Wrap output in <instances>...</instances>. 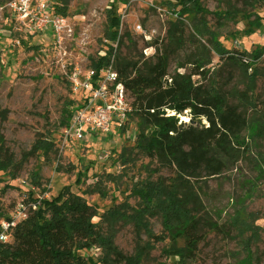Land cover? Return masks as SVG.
<instances>
[{"label":"rangeland","instance_id":"1","mask_svg":"<svg viewBox=\"0 0 264 264\" xmlns=\"http://www.w3.org/2000/svg\"><path fill=\"white\" fill-rule=\"evenodd\" d=\"M8 1L0 0V138L3 139L0 141V163L7 166L4 170L0 167V221L9 217L21 191L29 192V187L20 186L21 180H26L29 186H37L36 198H53L63 188L70 187L96 208L98 216L94 220L100 223L103 232L113 235L115 245L132 255L140 240L148 241L144 231L131 219L106 223L102 216L123 204L128 206L126 216L136 213L140 209V199L132 195L134 186L158 181L168 183L171 170L161 168L137 147L140 124L133 115L128 116L121 129H114L113 135L106 138L63 144L57 141V136L63 129L59 125L64 111L72 110L82 95L72 88L67 76L76 67L83 71L89 69L111 44L106 39L108 8L117 6L120 33L129 32L138 43V54L150 59L155 53V42L165 37L167 22L174 20L166 4L173 0H64L73 18L74 35L65 38L62 45L48 29L31 34V30L15 20L6 8ZM201 1L212 12L225 10L233 4L242 12L251 13L250 19L240 15L225 26L210 16L209 26L219 31V41L227 49L264 53V5L256 6L255 0ZM47 2L54 9L61 6L59 0ZM33 4L36 6L37 0ZM136 24L142 26L140 33L134 30ZM113 45L117 54L128 56L127 47H131V43L127 39L123 47L118 43ZM257 66L260 76L256 92L264 100V55ZM207 68L212 81L224 90L246 92L245 76L236 65L225 63L214 54ZM126 97L129 103L133 102L130 91L126 90ZM166 115H176L180 121L197 125L189 110L178 115L166 111ZM51 133L55 151L48 155L33 151L35 143ZM241 166L243 174L238 175L234 170L202 179L201 185L209 193L210 200L205 205L207 235L199 246L198 263L264 264V182L258 183L262 194L245 201L248 211L255 217L252 224L258 227V237L254 238L249 251L244 250L243 240L250 233L242 237L230 222L238 202L243 201L241 182L246 177H255L250 165ZM44 190L49 192L44 193ZM148 222L156 234L162 233L159 217L149 218ZM178 245H184L183 239ZM166 248L167 243L156 244L143 264H176L177 258L165 255ZM83 254L96 262L103 256L100 248Z\"/></svg>","mask_w":264,"mask_h":264},{"label":"trees","instance_id":"2","mask_svg":"<svg viewBox=\"0 0 264 264\" xmlns=\"http://www.w3.org/2000/svg\"><path fill=\"white\" fill-rule=\"evenodd\" d=\"M59 1L61 6L55 7L56 12L70 16L65 1ZM255 3L261 7L264 0ZM166 4L174 20L167 22L165 37L155 42V53L150 59L138 54V43L129 32L120 33L118 8L115 4L109 7L106 39L111 44L91 65L99 72L113 64L133 97L129 115L136 116L140 124L137 147L172 173L168 183L134 186L132 195L140 199L136 213L126 216L128 206L123 204L102 216L106 223L131 219L148 241L140 240L134 254H125L115 245L114 236L105 234L100 223L95 222L96 208L81 194L65 187L53 198L35 200L37 209H31L28 217L17 224L13 241L0 247V264H143L158 243H167L164 253L177 258L176 264H201L196 257L207 235L204 211L210 200L201 185L202 179L234 170L243 174L242 164L250 165L255 177H246L241 182L243 201L238 202L230 222L242 237L250 233L243 240L244 250L249 251L258 237V227L252 224L255 217L245 201L258 195L261 192L258 183L264 182V100L256 92L260 76L257 65L264 53L225 48L219 41V31L212 30L208 22L212 16L225 26L240 15L250 19L252 14L233 4L212 12L201 0H173ZM124 39L131 47H127L128 56L123 57L113 44L123 47ZM214 54L242 70L246 92L227 91L212 81L207 66ZM185 110H189L197 125L162 113L171 111L178 115ZM64 112L59 128L66 126L72 117L71 110ZM52 133L38 140L33 151L44 155L54 152ZM0 167L4 170L7 166L0 163ZM32 196L33 193L30 194L33 200ZM152 217L160 218L162 233L156 234L150 228L148 219ZM180 239L183 246L178 245ZM93 248L103 252L97 262L83 254Z\"/></svg>","mask_w":264,"mask_h":264},{"label":"built area","instance_id":"3","mask_svg":"<svg viewBox=\"0 0 264 264\" xmlns=\"http://www.w3.org/2000/svg\"><path fill=\"white\" fill-rule=\"evenodd\" d=\"M9 0L6 8L15 20L25 24L31 34L45 32L47 29L62 45L65 38L74 35L73 18L56 12V9L47 0ZM134 30L142 31V26L136 24ZM103 56V55H102ZM72 88L81 92L79 102L72 108V117L57 136V141L83 143L91 139H101L113 135L114 129H121L128 121L133 108L126 97V89L120 81L113 64L99 72L94 68L83 71L76 67L67 76ZM22 188L29 187L28 191H21L17 203L6 219L0 221V247L9 244L14 239V230L19 222L28 217L29 211L36 210L37 186H29L26 180H21ZM33 193V200L30 194Z\"/></svg>","mask_w":264,"mask_h":264},{"label":"water","instance_id":"4","mask_svg":"<svg viewBox=\"0 0 264 264\" xmlns=\"http://www.w3.org/2000/svg\"><path fill=\"white\" fill-rule=\"evenodd\" d=\"M163 114H166V111L162 112Z\"/></svg>","mask_w":264,"mask_h":264}]
</instances>
